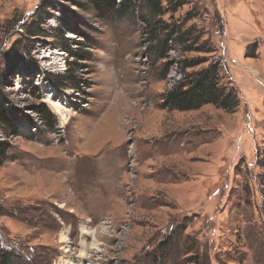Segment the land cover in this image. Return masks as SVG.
<instances>
[{"label": "rangeland", "instance_id": "obj_1", "mask_svg": "<svg viewBox=\"0 0 264 264\" xmlns=\"http://www.w3.org/2000/svg\"><path fill=\"white\" fill-rule=\"evenodd\" d=\"M170 1L0 0V264H264V0ZM212 63L234 114L162 107Z\"/></svg>", "mask_w": 264, "mask_h": 264}, {"label": "trees", "instance_id": "obj_2", "mask_svg": "<svg viewBox=\"0 0 264 264\" xmlns=\"http://www.w3.org/2000/svg\"><path fill=\"white\" fill-rule=\"evenodd\" d=\"M89 1L101 8L104 6L110 7L113 15L119 21L134 15V12L139 7L138 2L144 4L146 9L154 15L161 16L165 12L163 0ZM167 2L168 6H172V1L167 0ZM184 4L185 1L180 0L175 3L174 10ZM219 67L218 63H212L206 69L187 77L183 83H179L174 89L164 95L162 107L169 111L189 112L212 105L227 114H234L241 104L240 96L234 87L221 85ZM6 126L10 129H15L13 125V128H11V119L5 109V104L0 99V128ZM9 149L10 144L8 141H0V166L7 160Z\"/></svg>", "mask_w": 264, "mask_h": 264}, {"label": "bare ground", "instance_id": "obj_3", "mask_svg": "<svg viewBox=\"0 0 264 264\" xmlns=\"http://www.w3.org/2000/svg\"><path fill=\"white\" fill-rule=\"evenodd\" d=\"M53 55H55V53L52 54V56H50V57H53ZM56 55H61V54L60 53H56ZM46 58H47V56H46ZM54 60L57 61L58 59L57 58H54Z\"/></svg>", "mask_w": 264, "mask_h": 264}]
</instances>
